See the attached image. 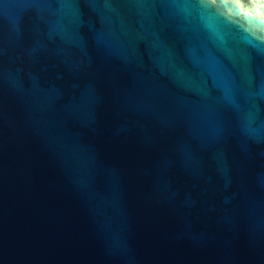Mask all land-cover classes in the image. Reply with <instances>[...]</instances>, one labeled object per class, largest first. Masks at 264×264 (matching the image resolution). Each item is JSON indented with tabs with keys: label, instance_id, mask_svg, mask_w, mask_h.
<instances>
[{
	"label": "water",
	"instance_id": "obj_1",
	"mask_svg": "<svg viewBox=\"0 0 264 264\" xmlns=\"http://www.w3.org/2000/svg\"><path fill=\"white\" fill-rule=\"evenodd\" d=\"M216 5L0 0V264H264V0Z\"/></svg>",
	"mask_w": 264,
	"mask_h": 264
},
{
	"label": "snow or ice",
	"instance_id": "obj_2",
	"mask_svg": "<svg viewBox=\"0 0 264 264\" xmlns=\"http://www.w3.org/2000/svg\"><path fill=\"white\" fill-rule=\"evenodd\" d=\"M170 2L185 6L198 3L203 8H213L217 6L216 0H170ZM209 27L211 28L212 26L209 25ZM217 39L222 42L223 37L217 34ZM193 55L198 62L206 63L213 73L221 72L225 74V76L227 77V82H222L215 78V83L218 88L222 89L224 96L226 98L229 97L232 92L229 70L224 67V65L219 61V59L216 56L210 53H205L203 56H200L198 53L194 51ZM180 74L183 75V72H181Z\"/></svg>",
	"mask_w": 264,
	"mask_h": 264
}]
</instances>
